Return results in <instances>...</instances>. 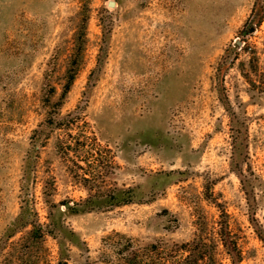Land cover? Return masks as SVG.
<instances>
[{
  "label": "rangeland",
  "instance_id": "obj_1",
  "mask_svg": "<svg viewBox=\"0 0 264 264\" xmlns=\"http://www.w3.org/2000/svg\"><path fill=\"white\" fill-rule=\"evenodd\" d=\"M110 1L0 0V264H264L256 0Z\"/></svg>",
  "mask_w": 264,
  "mask_h": 264
},
{
  "label": "trees",
  "instance_id": "obj_2",
  "mask_svg": "<svg viewBox=\"0 0 264 264\" xmlns=\"http://www.w3.org/2000/svg\"><path fill=\"white\" fill-rule=\"evenodd\" d=\"M264 20V4L262 0H256L252 14L250 16V22L253 26L261 25ZM249 32H247L248 34ZM226 61V60H225ZM222 62V66H225L227 61ZM223 244L227 249V252L233 257V260L239 261L241 259V253L238 249L236 241L231 239L230 233L227 229L223 228ZM176 253L181 257V260H177L178 264H200L202 261L206 260L209 254L208 253L209 245L201 239H194L190 242H185L182 244H176ZM162 253V252H161ZM181 261V262H180Z\"/></svg>",
  "mask_w": 264,
  "mask_h": 264
},
{
  "label": "water",
  "instance_id": "obj_3",
  "mask_svg": "<svg viewBox=\"0 0 264 264\" xmlns=\"http://www.w3.org/2000/svg\"><path fill=\"white\" fill-rule=\"evenodd\" d=\"M115 2L113 0L110 1V5H114Z\"/></svg>",
  "mask_w": 264,
  "mask_h": 264
}]
</instances>
